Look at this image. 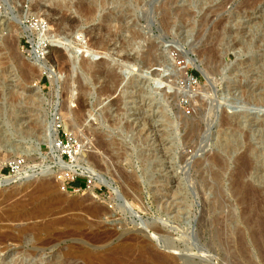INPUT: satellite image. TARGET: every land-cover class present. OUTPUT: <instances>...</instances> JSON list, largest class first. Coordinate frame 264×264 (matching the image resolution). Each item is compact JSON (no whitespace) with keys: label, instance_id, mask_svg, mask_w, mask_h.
Segmentation results:
<instances>
[{"label":"rangeland","instance_id":"1","mask_svg":"<svg viewBox=\"0 0 264 264\" xmlns=\"http://www.w3.org/2000/svg\"><path fill=\"white\" fill-rule=\"evenodd\" d=\"M263 30L264 0H0V156L40 171L0 182V264H133L150 247L175 264H264ZM50 125L77 150L63 160L114 192L59 174Z\"/></svg>","mask_w":264,"mask_h":264},{"label":"bare ground","instance_id":"2","mask_svg":"<svg viewBox=\"0 0 264 264\" xmlns=\"http://www.w3.org/2000/svg\"><path fill=\"white\" fill-rule=\"evenodd\" d=\"M21 1V0H20ZM253 1V0H252ZM36 3V2H35ZM251 5V4H250ZM262 7V6H261ZM34 8L35 9H37V10H39V9H41V3H37V4H35L34 5ZM48 10H49V12H51V14L52 15H55V14H58L59 13V11L57 10V9H55V8H48ZM39 12V11H38ZM89 13V12H88ZM38 14V13H37ZM90 14V13H89ZM47 15V14H46ZM184 15V14H183ZM46 18L47 19H49L50 21H51V19H53V18H49V17H47L46 16ZM45 18V19H46ZM41 19V18H40ZM44 19V18H43ZM68 19V18H67ZM6 20V19H5ZM64 20H65V17H64V15L62 14V16L57 20L58 21V23H63L64 22ZM65 21H67V20H65ZM117 21V20H116ZM69 22H71V21H69ZM72 23V22H71ZM73 24V23H72ZM78 24V23H77ZM8 25H9V23H8ZM11 28H12V26H11ZM10 28V29H11ZM29 31L30 29H29V27H26V26H24L23 25V32L22 33H25L26 31ZM11 31V30H10ZM264 31V30H263ZM47 33L48 32H45V31H43L42 33H39V38H40V42L42 43H45L46 42V39H47V36H49V35H47ZM54 33V32H53ZM78 33V32H77ZM55 34H56V32H55ZM68 32L66 33V36L64 37V39L65 40H68L69 38V36H68ZM79 35V34H78ZM81 35V34H80ZM3 36V35H2ZM31 36V35H30ZM54 36V35H53ZM56 36V35H55ZM54 36V37H55ZM263 36H264V34H263ZM217 37V36H216ZM39 43V42H38ZM40 44V43H39ZM86 44V43H85ZM85 46H87V45H85ZM54 49V48H53ZM211 49V48H210ZM42 50V48H40V51ZM200 52V51H199ZM216 52V51H215ZM57 58V57H56ZM125 60V59H124ZM202 61V60H201ZM36 62H38V61H36ZM253 64V63H252ZM263 65H264V63L262 62H260V61H257L256 63H254V68L252 69L253 71H255V70H258V69H261L262 67H263ZM103 66V65H102ZM252 66V65H251ZM97 67V66H96ZM120 67H122V66H120ZM41 69H40V73L41 74H44V73H46V74H48V76L50 77V81H51V83L53 84V87L55 88V85L57 84V79H56V71L53 69V68H49V67H46L45 65H41V67H40ZM103 68V67H102ZM119 68V67H118ZM120 69V68H119ZM115 70V69H114ZM251 71V70H250ZM186 73V72H185ZM258 73L259 72H255L254 73V77L256 78V81H255V83H254V86H255V88H253L252 89V93H255V95H256V99L257 100H263L264 99V84H263V81H260L258 78H259V76H258ZM262 75L264 74V72L263 73H261ZM106 75V74H105ZM107 76V75H106ZM261 76V75H260ZM188 78V77H187ZM186 78V79H187ZM188 80V79H187ZM186 85V84H185ZM187 86L189 87V84H187ZM187 86H185V87H187ZM188 87L187 88H185V89H187L186 90V92L188 93V94H191L192 96L194 95L193 93L194 92H192V90H190V88L188 89ZM86 88V87H85ZM183 88H184V86H183ZM252 88V87H251ZM81 89V88H80ZM109 90V89H108ZM114 90V89H113ZM251 90V89H250ZM86 91V90H85ZM250 92V93H251ZM257 95L258 96H260V97H257ZM191 96V97H192ZM80 97V96H79ZM82 98V97H81ZM74 99V98H73ZM78 101H80L79 100V98H78ZM72 102V101H71ZM75 102H77L76 100H75ZM118 102V101H117ZM80 104V103H79ZM79 104H77V105H79ZM100 104H101V106H103L104 105V101H102V102H100ZM116 104V103H115ZM67 105V104H66ZM112 105V104H111ZM114 105V104H113ZM80 107V106H79ZM83 107V106H82ZM67 108V107H66ZM71 108V107H70ZM116 108V107H115ZM117 109V108H116ZM59 111V110H58ZM115 111V110H114ZM61 112V110L59 111V113ZM69 112V111H68ZM62 113H64L63 111H62ZM66 113V112H65ZM64 113V114H65ZM70 113V112H69ZM67 114V113H66ZM72 114V113H71ZM61 115V114H60ZM70 116V115H69ZM61 117H64V116H61ZM62 119H64V118H62ZM65 119H67L66 118V115H65ZM64 119V120H65ZM63 120V121H64ZM50 121V120H49ZM52 122V121H51ZM47 125H48V123H46ZM54 124V123H53ZM68 123L66 122V120L64 121V124L63 125H65V126H68L67 125ZM55 131H57V127L56 128H53V127H51V125L50 126H47V128H46V130L43 132V142H46L48 145H49V147H50V149H51V154H52V156H51V160L55 163V164H57L58 166H59V174L60 175H66V174H68V172H71V173H73V174H76V173H78V174H91L92 172H94L95 174H96V179H97V181H99V182H101V183H103V184H105L112 192H114L115 190H114V184H113V182H112V180L111 179H109V178H106L105 176H101L97 171H96V169L95 168H93L90 164H88L85 160H84V158L82 159V157L80 158L79 157V159L77 158V161L76 162H71V163H67V162H65L64 160H63V158H62V154H63V152L61 151V148L60 147H57V145H56V139H57V137H56V132ZM84 147V146H83ZM73 161H74V159H73ZM249 161V160H248ZM53 164V163H52ZM248 164H249V162H248ZM45 165V164H44ZM47 165V167H46V171H45V173L46 174H52V173H55V171L53 170V165H50V164H46ZM90 165V166H89ZM36 166H31L30 168L33 170V172L32 173H30L29 172V170L27 169V170H25L24 172H22V173H20V174H18V175H16V176H6L5 177V179H3L2 181H1V183H12V182H15V181H17L20 177H24L25 175H27V176H31V175H33L34 174V179H35V177H37L38 175L37 174H40L39 172L40 171H36V170H34V168H35ZM36 171V172H35ZM42 173H44V171H42ZM93 174V173H92ZM91 174V175H92ZM69 175V174H68ZM65 177V176H64ZM239 184V183H238ZM239 187V186H238ZM46 188V187H45ZM42 189H44V186L41 188V190ZM249 189V188H248ZM260 189V188H259ZM240 190V189H239ZM258 189H256V191H257ZM167 191V190H166ZM244 191H245V189H244ZM253 191H255V190H253ZM258 191H260V190H258ZM258 191H257V193H258ZM172 193V192H171ZM252 193V192H251ZM255 193V192H254ZM257 193H255V194H257ZM166 196V195H165ZM262 196V195H261ZM263 197L264 196H262V197H260V198H262L263 199ZM244 198V197H243ZM250 198V197H249ZM262 199H259V200H261L262 201ZM248 200V199H247ZM263 202V201H262ZM259 203V202H258ZM264 203V202H263ZM257 204V203H256ZM263 215V214H262ZM263 218V217H262ZM264 219V218H263ZM54 223V222H53ZM48 224H49V222H48ZM47 224V225H48ZM47 225H45V223L42 225V227L44 228L45 226H47ZM50 225H52V223H50ZM48 226V227H50L51 228V226ZM147 228L148 227H151V226H153L152 224H147V225H145ZM40 228V227H39ZM46 229H47V227H45ZM144 230H145V228H144ZM264 230V229H263ZM264 236V235H263ZM168 239V238H167ZM168 241V240H167ZM172 240H170V241H168V242H171ZM264 241V240H263ZM127 247V246H126ZM128 248H131V247H128ZM124 249H126V248H124ZM145 249V248H144ZM126 252H128L127 250H125ZM65 253V252H64ZM78 253V252H77ZM116 253V252H115ZM139 253V252H138ZM126 254V253H125ZM129 254V253H128ZM162 253H158L155 249H152L151 247L150 248H147V249H145V251L143 250L142 252H141V254L139 253V257L138 258H136L135 259V261H134V263L133 264H175V262H173L174 260H172V259H170L169 258V256L167 257V256H164V255H161ZM112 255V254H111ZM124 255V254H123ZM82 256H84V255H82ZM96 256H98L97 254L95 255V257H94V255L92 254V253H90V252H85V264H103V262H105V261H108V259L107 260H105V259H103L104 258V256H101L100 257V259H103L104 261H102V260H99V259H97L96 258ZM130 256V255H129ZM56 257V256H55ZM67 257V256H66ZM103 257V258H102ZM107 257V256H106ZM109 257V256H108ZM98 258H99V256H98ZM84 259V258H83ZM117 259V258H116ZM115 259V260H116ZM124 259V258H123ZM174 259V258H173ZM77 260V259H76ZM126 260V259H125ZM69 261H70V258L69 257H67L66 259L64 258V259H57V260H50L49 261V263L48 264H69ZM81 262V261H80ZM121 262H123V260L121 259V258H119V259H117V261L116 262H114V263H121ZM105 264H106V262H105ZM108 264V263H107ZM110 264V263H109ZM128 264V263H127Z\"/></svg>","mask_w":264,"mask_h":264},{"label":"built area","instance_id":"3","mask_svg":"<svg viewBox=\"0 0 264 264\" xmlns=\"http://www.w3.org/2000/svg\"><path fill=\"white\" fill-rule=\"evenodd\" d=\"M44 27L45 26H42L41 29H43ZM46 46H47V43H43V42L41 43L40 42V45H36L35 47H32L34 57H36L37 59L41 58V56L44 53H43V50L40 51V48L46 47ZM189 79H190L189 80L190 85H192V83L194 84L195 79L193 78V76H189ZM57 127L62 128V124L57 123ZM69 141H70V139L66 138V142L68 143ZM71 141H73V140L71 139ZM66 142H65V140H63L60 137H57V139H56V145H57V147L61 148V151L63 152V154L68 153L70 155V150L74 151V154L77 153V150L69 149ZM67 149L69 151H67ZM5 168H8V169H6L7 171H9L8 175L4 173ZM28 168H30V167L27 166L25 159L22 157H17V158H14V159L7 162L3 159V157L0 156V182L3 179H5L6 176H16V175L24 172Z\"/></svg>","mask_w":264,"mask_h":264},{"label":"trees","instance_id":"4","mask_svg":"<svg viewBox=\"0 0 264 264\" xmlns=\"http://www.w3.org/2000/svg\"><path fill=\"white\" fill-rule=\"evenodd\" d=\"M73 184H74V185H80L81 182L77 180V181H75Z\"/></svg>","mask_w":264,"mask_h":264}]
</instances>
